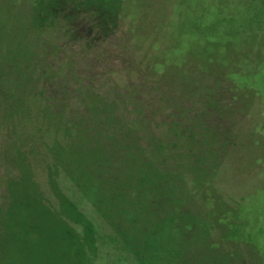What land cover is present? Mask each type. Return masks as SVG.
<instances>
[{
  "label": "rangeland",
  "instance_id": "1",
  "mask_svg": "<svg viewBox=\"0 0 264 264\" xmlns=\"http://www.w3.org/2000/svg\"><path fill=\"white\" fill-rule=\"evenodd\" d=\"M51 1L0 0L8 264H264V0H61L111 24L120 61L152 70L171 106L137 131L136 192L121 171L117 192L113 177L92 175L99 148L77 109L88 117L94 101L69 111L44 91L46 53L31 27ZM106 57L96 62L115 63ZM101 134L100 151L125 149ZM117 233L128 247L109 252Z\"/></svg>",
  "mask_w": 264,
  "mask_h": 264
},
{
  "label": "trees",
  "instance_id": "2",
  "mask_svg": "<svg viewBox=\"0 0 264 264\" xmlns=\"http://www.w3.org/2000/svg\"><path fill=\"white\" fill-rule=\"evenodd\" d=\"M74 3V1L70 4L63 3L61 0L46 2L43 6L44 10L38 9V20L33 23L34 28L31 27V30L39 35L36 49L46 53L43 64L44 83L52 92H49V89L44 91L47 97H55L57 94L62 99H67L69 111L72 110L71 103L75 99L94 101L95 105H92V112L88 113L90 115L88 117L80 105L77 109L83 115L80 118L81 125L84 129L92 131L93 144L99 148L94 151L96 159L90 162L89 168L92 170V175L98 177L103 174L113 177L110 180L112 188L107 184L106 186L111 191L117 192L118 181L115 177L121 171L124 177L123 188L136 192L138 186L134 170L136 156L132 151L139 147V139L136 138L137 131L139 127L142 128L145 125V120H150L153 123L154 114L168 110L171 106L164 102V99L161 98L163 94L157 91L156 74L152 70L142 69V71L136 70L135 73H131L128 64L120 61L125 48L117 41L118 32L114 31V27L101 20V17L97 16L96 11L92 8L77 7L78 9L75 10ZM67 7L70 8V12L66 9ZM61 8L67 10L68 13L65 14L63 11L64 14H60ZM35 10L37 11V9ZM83 22H86L84 25L87 24L89 27L83 29ZM78 27L86 32L81 33L82 31L80 32ZM49 42L50 44L46 45ZM102 47H104V51ZM102 55H107L106 59L109 56L114 57L115 63L110 67H106L101 61L97 63L98 58H103ZM121 66L122 68H120ZM103 129L107 130L106 140H113L115 146H123L125 149L100 151V146L105 142L104 138L100 137ZM125 139L126 141H124ZM136 153L143 159L144 154L141 151ZM142 182L148 184L149 181L142 180ZM0 191L1 243L6 231V206L9 202V195L1 189ZM171 220L166 223L168 227L175 225ZM133 222L131 221V223ZM164 225L165 223L162 226ZM91 232L94 234L93 230ZM123 236L126 237V234ZM102 237L105 239L106 235L102 233ZM109 241L111 242L110 247L102 246L108 248L109 252L116 251L119 244L128 247L127 242L119 235L115 239L109 238ZM97 253L98 249L93 245L92 254L97 255ZM0 264H8L1 244Z\"/></svg>",
  "mask_w": 264,
  "mask_h": 264
},
{
  "label": "flooded vegetation",
  "instance_id": "3",
  "mask_svg": "<svg viewBox=\"0 0 264 264\" xmlns=\"http://www.w3.org/2000/svg\"><path fill=\"white\" fill-rule=\"evenodd\" d=\"M207 96H210V95H206V96H204V97H200V99H201V102L203 103V106H204V103H205V100H207Z\"/></svg>",
  "mask_w": 264,
  "mask_h": 264
}]
</instances>
